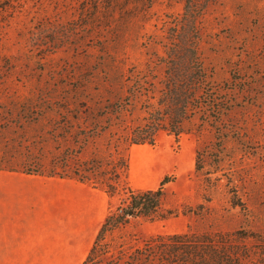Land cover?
<instances>
[{
	"label": "rangeland",
	"instance_id": "obj_1",
	"mask_svg": "<svg viewBox=\"0 0 264 264\" xmlns=\"http://www.w3.org/2000/svg\"><path fill=\"white\" fill-rule=\"evenodd\" d=\"M19 1L14 17L0 21V169L25 173L37 169L48 174L50 159L66 156L71 164L82 163L93 150L88 147L75 156V150L63 151L55 136L45 142L47 133L63 127L64 121L51 113H36L46 106L55 108L62 87L79 81L99 87L106 101L127 95L122 80L131 71L147 68L150 81L157 82L163 75L158 56L164 54L163 45L179 24L185 0H148L145 5L131 0H115L111 5L105 0ZM197 26L199 55L211 80L222 85L230 73L238 78L232 83L239 88L232 96L238 106L230 111L227 122L241 127L246 147L236 141L228 143L231 156L225 171H234L233 183L249 213L228 210L224 178L217 189H210L194 169L197 149L212 140L210 131L175 136L161 128L152 144H133L126 152L121 144L133 190L155 189L168 177L156 217L128 216L122 227L98 241L86 264H129L133 260L141 264L137 252L154 261L157 245L175 234L213 228L234 232L246 218L254 235L247 242L249 264L264 263V0H208ZM84 117L75 126H87ZM123 132L114 129L98 144L122 139ZM104 173L109 169L97 175L104 177ZM30 177L36 179L32 185H42L39 191L61 187V195L48 194L45 189L31 198L37 231L44 230L49 219L53 223L61 220L63 227L67 219H78L72 231L88 239L90 246L107 213L123 204L122 193L110 195L74 178ZM70 200L76 213L68 215ZM200 204L202 215L196 214ZM83 213L88 218H81ZM80 221L90 223L89 234L83 236Z\"/></svg>",
	"mask_w": 264,
	"mask_h": 264
},
{
	"label": "trees",
	"instance_id": "obj_2",
	"mask_svg": "<svg viewBox=\"0 0 264 264\" xmlns=\"http://www.w3.org/2000/svg\"><path fill=\"white\" fill-rule=\"evenodd\" d=\"M105 1L111 5L115 0ZM131 1L145 5L148 0ZM207 1L185 0L179 24L164 43V54L158 56V61L163 64V75L157 82L150 81L147 68L131 71L122 80L127 95L106 101L99 87L90 88V82L79 81L72 87H62L60 96L55 97L58 100L55 108L46 106L36 113L37 116L51 113L64 121L63 127H57L59 129L56 128L53 134L47 133L45 142L55 136L63 151L75 150V156L88 147L93 151L82 163L71 164L66 156L54 157L50 159L48 174L38 173L37 169H27V173L74 178L110 195L123 194L122 206L107 214L83 264L94 254L98 241L106 233L122 227L128 216L146 220L156 217L162 186L168 182V177H164L155 189L133 190L128 179L127 158L121 155V144L124 152L133 144H152L161 128L175 136L188 132L200 134L205 129L210 131L212 140L197 149L194 169L203 176L210 189H217L224 178L228 210L249 213L233 183L234 171H225V164L231 156L228 143L236 141L237 145L246 147L241 127L227 122L230 111L238 106L232 99L239 91L236 85L232 86L238 78L230 73V78L222 85L216 84L199 55L201 37L197 20ZM19 7V0H0V21L14 17ZM93 97L97 101L90 99ZM42 98L53 100L51 97ZM82 114L87 126L77 127L75 123L80 122ZM119 128L124 131L122 139H109L98 144L104 135ZM103 168L109 169V173H104V177L98 176ZM202 208L200 204L196 214L202 215ZM253 236L246 218L245 224L234 232L213 228L201 233L189 230L175 234L157 245L154 261L143 253L137 254L141 264H249L247 242ZM261 250L264 251V247ZM136 263L133 260L129 264ZM260 264L264 263L260 261Z\"/></svg>",
	"mask_w": 264,
	"mask_h": 264
},
{
	"label": "crops",
	"instance_id": "obj_3",
	"mask_svg": "<svg viewBox=\"0 0 264 264\" xmlns=\"http://www.w3.org/2000/svg\"><path fill=\"white\" fill-rule=\"evenodd\" d=\"M45 177L68 179L58 176ZM34 180L36 179L31 178L29 173L0 169V264H78L83 257L85 260L100 228L90 246L87 243L88 239L78 238L72 231V228H77L78 219H67L64 227L61 220L53 223L49 219L45 229L37 231L36 217L31 218L30 200L51 187L39 191L38 188L42 185H32L31 182ZM52 189L53 191H48V194L61 195V187ZM67 211L68 215H71L72 211L76 213L71 200ZM84 215L85 217H82ZM80 217L88 218V215L83 213ZM80 223L84 230L83 236L86 232L89 234L90 223L88 221Z\"/></svg>",
	"mask_w": 264,
	"mask_h": 264
}]
</instances>
